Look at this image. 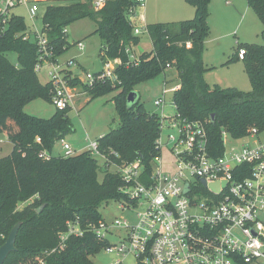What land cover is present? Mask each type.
Instances as JSON below:
<instances>
[{"label":"trees","instance_id":"obj_1","mask_svg":"<svg viewBox=\"0 0 264 264\" xmlns=\"http://www.w3.org/2000/svg\"><path fill=\"white\" fill-rule=\"evenodd\" d=\"M211 1L188 0L196 10L191 19L147 24L152 50L142 53L137 65L119 66L115 86L107 82L86 84L92 99L116 92L113 99L119 125L97 140L100 153L107 157L103 180H99V160L90 150L69 157L52 154L56 142L73 129L69 116L72 107L57 109L49 118L26 111L38 97L52 101L53 86L49 81L42 83L38 76L37 44L22 38L28 27L24 16L13 17L5 32L0 28V133L14 144L10 154L0 157V246L14 225L22 222L16 250L4 264H39L38 258L44 264H94L91 257L107 242L98 239L89 225H97L104 218L100 213L103 203L130 201L121 191L125 186L122 177L108 167L138 160L151 174L160 154V115L149 112L140 99L128 103V95L139 84L171 69L168 64L177 73L170 79L179 86L172 98L176 111L205 124L213 155L223 153V131L234 138L245 136L251 127L264 131V30L262 44L241 46L230 60L239 58V50L245 48L242 60L252 90L211 84L206 78L210 67L204 61ZM247 1L264 24V0ZM133 4V0H109L97 11L91 0L41 1L42 23L54 49L53 60L73 45L65 28L88 17L96 22L95 33L102 40L100 59L120 57L125 62L127 47L140 41L129 21ZM9 53L16 54V63L9 59ZM76 80L79 77L71 83ZM165 82L169 84L168 79ZM42 151L49 157L40 156ZM68 221H78L85 232L69 236L60 246V235Z\"/></svg>","mask_w":264,"mask_h":264},{"label":"built area","instance_id":"obj_2","mask_svg":"<svg viewBox=\"0 0 264 264\" xmlns=\"http://www.w3.org/2000/svg\"><path fill=\"white\" fill-rule=\"evenodd\" d=\"M41 1L0 0L1 31L5 32L13 17L19 15L15 10L20 6H25L36 21L41 17ZM108 1L91 0V5L98 11ZM133 1L129 21L134 34L140 35L148 32L147 23L139 16V9L144 8L146 0ZM22 38L37 44V71L44 63L52 66L49 82L53 86L52 102L56 108L72 107L76 94L66 79V71L74 62L56 66L59 57L53 60L54 49L43 25L35 30L27 27ZM77 45L81 50L85 47L82 41ZM134 46L127 47L125 62L120 57L99 59L101 72H87L86 78H82L84 83L107 82L115 86L119 82V66L140 63ZM245 54V48H241L239 58L243 59ZM168 68L172 69L170 64ZM178 88L177 84L168 87L165 82L154 100V105L162 109L157 146L160 153L161 147L166 145L175 155L176 173H162L160 154L155 157L151 174L145 172L138 160L114 163L116 172L125 182L121 191L130 198L129 202L117 203L121 209L134 211L135 221L116 218L108 222L103 218L97 225L89 226L98 239L107 242L101 250L119 256L120 259L111 264H128L129 257L134 259V264H264V220L261 217L264 214V131L251 127L245 136L238 138L223 131V153L213 155L202 121L182 117L173 99L175 112H164L166 95L174 94ZM165 132L166 139L163 138ZM59 141L63 156L78 153L65 138ZM87 150L107 159L100 153L97 141H92ZM40 156L48 158L49 154L42 151ZM84 232L78 221H68L66 231L60 235V246L69 236H82ZM112 237L118 240L112 242Z\"/></svg>","mask_w":264,"mask_h":264},{"label":"rangeland","instance_id":"obj_3","mask_svg":"<svg viewBox=\"0 0 264 264\" xmlns=\"http://www.w3.org/2000/svg\"><path fill=\"white\" fill-rule=\"evenodd\" d=\"M218 1L213 0L210 5V35L205 41L204 51V61L210 69L206 74V78L211 84L220 83L250 91L252 90V84L245 69V62L239 58L233 61L230 60L241 46L263 43L261 33L264 30V24L247 0H233L231 5L226 2L225 6L222 1ZM15 11L24 16L30 30H35L36 27L42 28V18L33 21L25 6L17 7ZM229 11L231 12L229 13ZM195 13L194 5L188 0H146L144 8L139 9L140 18L144 19L147 24L159 22L176 24L182 20L193 18ZM96 28V22L88 17L79 19L67 26L68 39L73 45L59 56L56 63V66L62 67L69 61L74 62L71 68L66 71V79L76 97L73 99V108L69 113L73 129L66 135L65 139L71 142L76 147L75 149L81 151L87 150L92 141H97L101 136L119 125V116L113 99L116 92L92 99L88 93L87 85L83 81L87 72L94 69L95 61L100 59L102 40L99 34L95 33ZM139 36L140 41L134 46L137 56L149 52L153 48L148 32L143 31ZM78 41L84 43L83 50L78 47ZM8 57L13 63L17 62L15 53H9ZM50 70H52V66L44 63L37 71L42 83L45 84L49 81ZM175 76H177L175 69H168L165 73L136 87L135 91L138 92L141 103L149 112L162 114V109L154 105V100L165 87L166 79L169 80L168 87L177 83V81L170 80ZM74 77H79V81L76 80L74 81L75 84H72L71 80ZM52 96L53 92H51V99ZM89 96L90 98H88ZM172 98L173 93L169 92L166 95L167 107L164 111L166 114L175 112L172 106ZM25 109L32 115L45 118L52 117L57 110L52 101L42 97L31 101ZM166 135L165 132L164 139H166ZM13 147L14 144L9 137L5 133H0V157L10 154ZM62 152L60 141H57L52 149V154L58 156ZM96 157L100 163L99 180H103L106 162L102 156L96 155ZM160 158L162 173L174 175L177 171V160L166 145L161 147ZM108 170L116 172L117 168L115 165H111ZM24 205L25 203L21 204L20 207ZM100 213L108 222H112L116 218L127 219L129 222L135 221L134 211L121 209L115 201L103 203L100 206ZM261 217L264 220V214H261ZM117 240V237L110 238L112 242ZM118 259H120L119 256L105 250H101L91 257L94 264H111ZM36 260L39 264H44L42 258ZM126 262L128 264L135 263L131 257L127 258Z\"/></svg>","mask_w":264,"mask_h":264},{"label":"water","instance_id":"obj_4","mask_svg":"<svg viewBox=\"0 0 264 264\" xmlns=\"http://www.w3.org/2000/svg\"><path fill=\"white\" fill-rule=\"evenodd\" d=\"M94 74H99L101 72V64L99 60L95 61V67L92 70ZM140 99L137 91H132L128 95V103L133 104L135 101ZM211 119H215V115L211 116ZM204 182V180H203ZM22 222H18L14 225L9 233L7 240L0 246V264H4L9 254L16 250V240L20 230Z\"/></svg>","mask_w":264,"mask_h":264},{"label":"crops","instance_id":"obj_5","mask_svg":"<svg viewBox=\"0 0 264 264\" xmlns=\"http://www.w3.org/2000/svg\"><path fill=\"white\" fill-rule=\"evenodd\" d=\"M213 1V0H212ZM219 1H222V4L225 6V4H226V2H228L229 3V5H231L232 4V2H233V0H219ZM218 1V2H219ZM215 2H217V1H215ZM227 3V4H228ZM210 5H211V3H210ZM231 11H229V13H230ZM237 54V51L234 53V55H236ZM226 86V85H225ZM88 98H90V96L88 97ZM91 100V99H90ZM166 107H167V105L164 107V111H165V109H166ZM73 108V107H72ZM71 143V142H70ZM72 144V143H71ZM73 145V144H72ZM73 147H74V145H73ZM74 148H76V147H74ZM87 148V147H86ZM78 152H81V150H79V149H76Z\"/></svg>","mask_w":264,"mask_h":264}]
</instances>
